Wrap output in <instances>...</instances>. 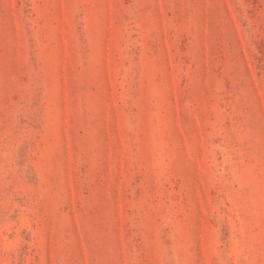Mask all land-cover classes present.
Wrapping results in <instances>:
<instances>
[{
    "label": "rangeland",
    "instance_id": "rangeland-1",
    "mask_svg": "<svg viewBox=\"0 0 264 264\" xmlns=\"http://www.w3.org/2000/svg\"><path fill=\"white\" fill-rule=\"evenodd\" d=\"M0 264H264V0H0Z\"/></svg>",
    "mask_w": 264,
    "mask_h": 264
}]
</instances>
